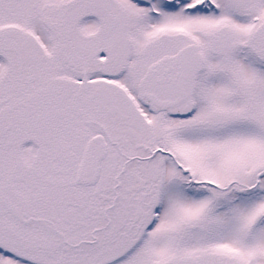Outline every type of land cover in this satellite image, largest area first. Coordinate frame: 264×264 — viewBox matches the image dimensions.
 <instances>
[{
  "label": "snow or ice",
  "instance_id": "1",
  "mask_svg": "<svg viewBox=\"0 0 264 264\" xmlns=\"http://www.w3.org/2000/svg\"><path fill=\"white\" fill-rule=\"evenodd\" d=\"M0 264H264V0H0Z\"/></svg>",
  "mask_w": 264,
  "mask_h": 264
}]
</instances>
